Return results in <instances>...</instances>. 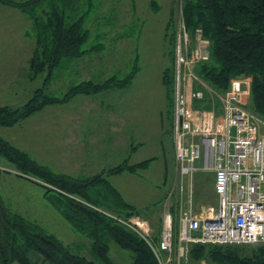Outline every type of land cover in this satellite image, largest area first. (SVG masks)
<instances>
[{
    "label": "trees",
    "instance_id": "trees-1",
    "mask_svg": "<svg viewBox=\"0 0 264 264\" xmlns=\"http://www.w3.org/2000/svg\"><path fill=\"white\" fill-rule=\"evenodd\" d=\"M87 1L90 0H0V5L17 9L32 22L28 32L34 39L28 66L30 79L45 73L42 85L25 103L18 107L0 105L1 126L19 124L43 107L68 102L76 95L97 94L131 82L139 69L136 63L123 78L111 75L102 81L86 79L69 85L60 96L47 93V83L63 61L76 60L103 48L102 40L89 43L92 34L86 26ZM180 10L184 29L190 36L187 55L195 47L197 30L208 40V58L192 66L197 80H203L213 90L224 91L233 78H250L249 108L264 122V0H182ZM174 62L161 74V81L169 91H173L175 80ZM206 99L205 96L201 101L194 100L193 105L199 107ZM170 106L169 112L173 99ZM2 160L17 171V176L45 189V199L72 231L90 240V252L75 251L38 223L11 212L0 196V264H158L148 243L115 219L142 216V211L128 202L107 178L112 173L147 167L151 158L78 177L54 171L0 136ZM0 172L10 171L0 169ZM150 224L151 240L156 242L159 216ZM111 246L115 247V259L110 253ZM202 261L264 264V244H192L188 264Z\"/></svg>",
    "mask_w": 264,
    "mask_h": 264
},
{
    "label": "rangeland",
    "instance_id": "rangeland-1",
    "mask_svg": "<svg viewBox=\"0 0 264 264\" xmlns=\"http://www.w3.org/2000/svg\"><path fill=\"white\" fill-rule=\"evenodd\" d=\"M181 4L182 0L87 1L86 26L92 34L89 43L102 40L103 48L97 53L88 54L91 57L81 63L63 61L45 89L51 95L60 96L69 84L81 79L102 81L111 75L123 78L135 63L138 65L139 69L130 84L115 89L109 97L117 114L119 112L126 122L121 132L104 123L106 119L102 116L105 114L103 112L97 118L93 114H84V120L91 122L85 123L82 128L87 131L99 129L107 140L113 141L108 153L96 152L94 159L98 161L82 167L78 163L77 150H74L77 153L74 156L73 151L66 147H55L63 140L60 131L67 117L64 111L55 110L66 109L60 108V105L45 106L20 124L0 125V135L14 146L28 151L36 161L48 164L54 171L74 176L89 175L117 165L129 155L131 143L138 144L129 162L151 158L149 166L135 174L120 172L108 177L129 202L159 210L160 198L168 193L169 185L178 180L173 159L172 120L167 116L173 91L163 85L161 74L174 61L176 70L178 48H184V42L189 46L190 36L183 26ZM0 15L5 19L0 20V105L18 107L42 85L45 73L41 72L35 80L28 78L29 59L34 48V39L31 34L28 35L32 27L31 20L17 9L1 11ZM4 26L16 30L19 37H14L12 32L7 33ZM22 28H27L24 37ZM197 34L195 46L202 45L199 30ZM97 35L101 38H96ZM87 104L93 106L94 101H87ZM88 105H84L83 109H90ZM77 106L78 102L75 101L68 108L74 111ZM195 165L200 167L201 162L196 161ZM0 168L17 173L5 160L0 161ZM10 174H0V196L11 212L38 223L75 251L90 252V240L72 231L69 223L47 202L42 186ZM212 177L213 173L209 170L201 169L194 173L193 204L197 212L206 204L217 205ZM110 253L115 259V247L111 246Z\"/></svg>",
    "mask_w": 264,
    "mask_h": 264
},
{
    "label": "built area",
    "instance_id": "built-area-1",
    "mask_svg": "<svg viewBox=\"0 0 264 264\" xmlns=\"http://www.w3.org/2000/svg\"><path fill=\"white\" fill-rule=\"evenodd\" d=\"M201 41L190 55L187 42L176 54L172 106L175 184L182 188L197 170H209L217 205L201 206L196 214L178 206L176 217L165 209L156 242L151 240L146 219L115 217L148 243L158 264H188L189 247L197 243L264 244V122L249 108L251 80L233 78L224 91L197 80L192 66L208 58V40L201 37ZM205 96L204 104L193 105ZM206 104L208 107L203 106ZM196 161L201 162L200 167Z\"/></svg>",
    "mask_w": 264,
    "mask_h": 264
},
{
    "label": "crops",
    "instance_id": "crops-1",
    "mask_svg": "<svg viewBox=\"0 0 264 264\" xmlns=\"http://www.w3.org/2000/svg\"><path fill=\"white\" fill-rule=\"evenodd\" d=\"M8 9H14V8L8 7V6H4V5H0V12L1 11H6ZM3 18L4 17L0 15V20L1 21L5 20ZM5 26H8V25L5 23ZM5 26H4V29L6 30L7 33L12 32V33H14V37H19V35L17 34L16 30L7 29V27H5ZM22 29H24V31H22V33H23L22 35L24 37L25 36V31H26L27 28L26 29L22 28ZM17 49H21V48L17 47ZM91 53H93V52H89L85 56H83L81 58H78L76 60H72V61H75L76 63H81L83 61H87L88 58L91 57V56L89 57L87 55L91 54ZM75 72L77 73L79 71H75ZM28 78L30 79L29 76H28ZM35 78L30 79V80H35ZM81 80H84V79H81ZM128 85H126V86H128ZM126 86H123V87H126ZM123 87H110V88H107V89L97 93V94H92V95L79 94V95L74 96L68 102L47 105L46 107H52L54 105L55 106L56 105H60L59 106L60 108L61 107L66 108V109H55L56 111H64L67 114V117L64 119L63 127L61 128V131H60V133H62L61 137L63 138V140H62V142H59L58 144H56L55 147L57 149H59L60 147H63V148L66 147L67 150H69V151L72 150L73 151V155L74 156H76V154H77L74 150H77L78 154H79L78 163L82 167H87V166L91 165V162L98 161L97 159H94L95 155H96V152L101 151V152H103V154L108 153V150L110 148L109 145L111 143H113V141L112 140H107L106 139L107 137L104 136L103 131H101V130L99 131V129H97L95 131H93V130L92 131H87L86 128H82V126L85 123L91 122V121L88 122V120H84V114L85 113L93 114L97 118V116H101V112H103L105 114L102 115V116H104V118L106 119V122H104V123L105 124H110L112 126V128H114V130L116 129L118 132H121L123 127L125 126L126 122L121 118V115L119 114V112L117 114V112L115 111V107L113 106L112 102H110L111 100H109V97L114 93L115 89L123 88ZM75 101L78 102V106H77V109H75L73 111L72 108H68V105L70 106L71 104L75 103ZM87 101H94L93 106H89L87 104ZM84 105H88L90 107V109L84 110L83 109ZM167 116H168L169 119L172 120L170 122V129H171V133H172V146H173V159H174L173 130H172V123H173L172 109H171L170 114H169V109H168V115ZM128 118H130V117H128ZM95 121H93L92 123H96ZM98 123H100V122H98ZM130 124H131V122L129 123V125ZM119 136L120 135H118V137ZM137 148H138V144L134 145V143H131V148H130L129 155L125 156L118 164H121V163H124V162H127L129 164H135V163L143 161V160H141V161L132 162V163L129 162V159H130L132 153ZM24 151H26V150H24ZM26 152L28 153V151H26ZM39 163H41V162H39ZM149 163H148V166H149ZM41 164H44V163H41ZM44 165L49 166L48 164H44ZM114 166L108 167V169H110V168H112ZM147 167H144V168H142L140 170H144ZM104 170H107V169L102 168V169H100L98 171H95L92 174L99 173V172H102ZM138 171L139 170H136L134 172H130V171L123 170L121 172H128V173H134L135 174V173H138ZM57 172L65 173V172H62V171H57ZM5 173H8V174L11 173L10 175H13L14 177H19L21 179H24L23 177L17 176L16 173H13L11 171L10 172H5ZM119 173L120 172L112 173V174H119ZM0 174H1V172H0ZM92 174H89V175H92ZM89 175H83V176L78 175V177H84V176H89ZM109 175H111V174H109ZM109 175H107L108 179H109V177H108ZM72 176H74V175H72ZM193 178H194V174L191 177L190 181L185 180L184 184L182 185V188H180L179 185L175 184V183H178V181L174 180V182L169 185L168 193L166 195L164 194V197L160 198V201L157 200V201L161 202L159 210L158 209H154V208L148 209L146 207L147 205L139 207V206H137V205H135V204H133L131 202L130 203L135 205L138 209H140V211H144L145 212L140 217L146 219L149 223L151 221H154L156 216H159L160 221H161V217H162L163 211L165 209H167V208L174 214L175 217L177 216V213L179 211V207L178 206H181L182 208H185V209H191L193 214H196L197 211L195 210V207H194V204H193V196H194V179ZM212 184H213V179H212ZM169 193H171V194L169 195ZM167 205H168V207H166ZM160 224H161V222H160Z\"/></svg>",
    "mask_w": 264,
    "mask_h": 264
}]
</instances>
